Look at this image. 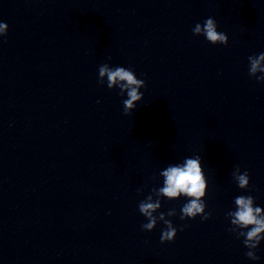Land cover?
<instances>
[{"label": "water", "instance_id": "1", "mask_svg": "<svg viewBox=\"0 0 264 264\" xmlns=\"http://www.w3.org/2000/svg\"><path fill=\"white\" fill-rule=\"evenodd\" d=\"M209 17L227 45L193 35ZM0 22V264H264L226 218L240 195L264 209V0H0ZM104 63L144 80L131 114ZM196 156L211 216L159 197L177 228L161 243L138 205Z\"/></svg>", "mask_w": 264, "mask_h": 264}, {"label": "clouds", "instance_id": "2", "mask_svg": "<svg viewBox=\"0 0 264 264\" xmlns=\"http://www.w3.org/2000/svg\"><path fill=\"white\" fill-rule=\"evenodd\" d=\"M7 24L0 22V36L7 34ZM193 35H203L207 42L216 45H227L228 37L223 32L217 31V23L215 19L209 17L204 20L203 24L197 23L192 29ZM250 77H255L258 82L264 81V52L258 55L248 57ZM261 73V75H257ZM107 83L108 89L118 88L119 95L123 96L126 92L127 99L123 101V113L131 114L139 102L143 93L139 90L144 88L145 82L138 79L131 68L125 67H109L107 63L102 64L98 68L99 85ZM199 156L184 159L182 164L169 165L160 172L163 177V187L155 191L157 199L153 201L152 195H148L146 199L140 201L138 208L141 215L147 219V223L141 225L144 231H152L157 221H162L166 226L160 236V242H172L176 236L177 228L172 222L165 218V213L154 215L160 207L159 197H166L169 200L178 199L182 195L187 198V203L183 204L180 209V219H194L201 216L202 221L210 218L211 213L205 212V203L202 197H205L206 181L201 172ZM231 173L233 180L241 190L248 189L249 174L244 171L240 173V168L234 166ZM140 190L138 189V193ZM235 210L226 213V218L230 219L231 227L228 231L236 235L237 238L243 237V245L249 249L245 256L251 260L259 259L255 255V250L261 240H264V209L254 206V198L251 195H240L234 199ZM168 217L176 215L175 209H171L166 214ZM182 226L180 231H183Z\"/></svg>", "mask_w": 264, "mask_h": 264}]
</instances>
